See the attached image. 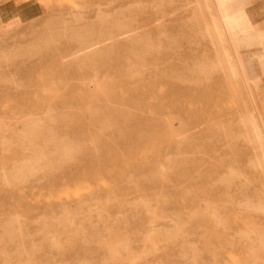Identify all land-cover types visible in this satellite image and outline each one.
I'll return each instance as SVG.
<instances>
[{
    "label": "rangeland",
    "instance_id": "374dc122",
    "mask_svg": "<svg viewBox=\"0 0 264 264\" xmlns=\"http://www.w3.org/2000/svg\"><path fill=\"white\" fill-rule=\"evenodd\" d=\"M197 1L0 0V264H264L263 63Z\"/></svg>",
    "mask_w": 264,
    "mask_h": 264
},
{
    "label": "crops",
    "instance_id": "0c3cea01",
    "mask_svg": "<svg viewBox=\"0 0 264 264\" xmlns=\"http://www.w3.org/2000/svg\"><path fill=\"white\" fill-rule=\"evenodd\" d=\"M222 3L227 24L234 28L231 39L239 56L248 59L258 54L260 59L264 56V0H222Z\"/></svg>",
    "mask_w": 264,
    "mask_h": 264
},
{
    "label": "bare ground",
    "instance_id": "6f19581e",
    "mask_svg": "<svg viewBox=\"0 0 264 264\" xmlns=\"http://www.w3.org/2000/svg\"><path fill=\"white\" fill-rule=\"evenodd\" d=\"M198 9L205 14L204 10L210 15V23L206 26V31L209 34H217L220 36H229L231 38L234 28L227 24L226 11L222 0H201L197 1ZM212 25V27H211ZM233 40L231 39L230 42ZM87 54V52L85 51ZM264 61V56L260 58ZM259 166H264V152L260 153L256 158Z\"/></svg>",
    "mask_w": 264,
    "mask_h": 264
}]
</instances>
